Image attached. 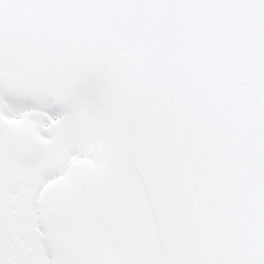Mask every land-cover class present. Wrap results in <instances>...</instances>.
<instances>
[{
    "label": "snow or ice",
    "instance_id": "6c2138e0",
    "mask_svg": "<svg viewBox=\"0 0 264 264\" xmlns=\"http://www.w3.org/2000/svg\"><path fill=\"white\" fill-rule=\"evenodd\" d=\"M0 264H264V0H0Z\"/></svg>",
    "mask_w": 264,
    "mask_h": 264
}]
</instances>
